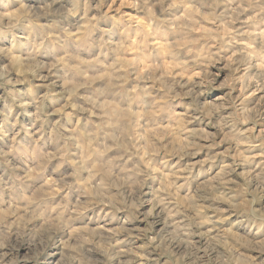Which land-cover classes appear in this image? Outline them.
<instances>
[{"label":"clouds","instance_id":"1","mask_svg":"<svg viewBox=\"0 0 264 264\" xmlns=\"http://www.w3.org/2000/svg\"><path fill=\"white\" fill-rule=\"evenodd\" d=\"M0 264H264V0H0Z\"/></svg>","mask_w":264,"mask_h":264}]
</instances>
